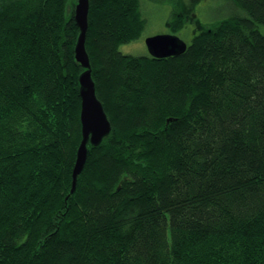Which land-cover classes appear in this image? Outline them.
<instances>
[{"label": "trees", "instance_id": "1", "mask_svg": "<svg viewBox=\"0 0 264 264\" xmlns=\"http://www.w3.org/2000/svg\"><path fill=\"white\" fill-rule=\"evenodd\" d=\"M75 2L0 0V264H264V0H230L162 58L119 50L144 27L139 0H89L111 130L69 193Z\"/></svg>", "mask_w": 264, "mask_h": 264}, {"label": "water", "instance_id": "2", "mask_svg": "<svg viewBox=\"0 0 264 264\" xmlns=\"http://www.w3.org/2000/svg\"><path fill=\"white\" fill-rule=\"evenodd\" d=\"M88 11L89 0H76L74 4V20L79 32L74 45V57L83 68L78 75L81 139L76 149L69 193L74 191L77 176L81 172L86 161L88 144L91 146L99 145L111 130L110 121L101 101L96 95L95 82L91 75V66L85 48V38L88 28ZM145 44L148 53L156 58L178 55L187 47V43L182 38L171 33L148 36L145 38Z\"/></svg>", "mask_w": 264, "mask_h": 264}, {"label": "rangeland", "instance_id": "3", "mask_svg": "<svg viewBox=\"0 0 264 264\" xmlns=\"http://www.w3.org/2000/svg\"><path fill=\"white\" fill-rule=\"evenodd\" d=\"M172 2V0H139V9L146 19L144 27L136 39L120 44L119 50L122 53L131 55L148 54L145 38L165 33L166 21L168 20ZM174 7L177 8L176 5ZM234 9L230 0H209L208 6L198 12V18L202 21L210 19L222 20L233 13ZM191 26L192 24L188 23V28H191ZM181 37L190 42L192 35L189 30H185Z\"/></svg>", "mask_w": 264, "mask_h": 264}, {"label": "flooded vegetation", "instance_id": "4", "mask_svg": "<svg viewBox=\"0 0 264 264\" xmlns=\"http://www.w3.org/2000/svg\"><path fill=\"white\" fill-rule=\"evenodd\" d=\"M172 1L173 2H172V6L170 7L168 20L166 21V26L164 31L165 33L175 34L183 39L181 35L185 32V30H189L190 34L193 37V35H197L198 33L204 31L209 32L212 29L213 25L218 21H220L218 19H210L208 21H202L200 18H198V12L208 6L209 0H172ZM174 5H176L177 8L174 7ZM174 16H177V19L174 20L173 18ZM176 20H181V22H177ZM188 23L192 24L191 28H188ZM183 40L187 43V45L190 43L185 39Z\"/></svg>", "mask_w": 264, "mask_h": 264}]
</instances>
